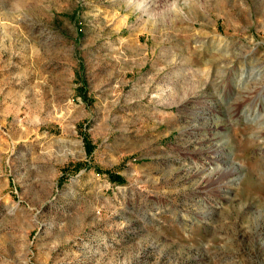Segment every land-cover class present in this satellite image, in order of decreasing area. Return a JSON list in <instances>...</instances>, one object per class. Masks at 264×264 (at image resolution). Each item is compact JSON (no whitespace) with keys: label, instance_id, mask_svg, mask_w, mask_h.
<instances>
[{"label":"rangeland","instance_id":"374dc122","mask_svg":"<svg viewBox=\"0 0 264 264\" xmlns=\"http://www.w3.org/2000/svg\"><path fill=\"white\" fill-rule=\"evenodd\" d=\"M0 264H264V0H0Z\"/></svg>","mask_w":264,"mask_h":264}]
</instances>
